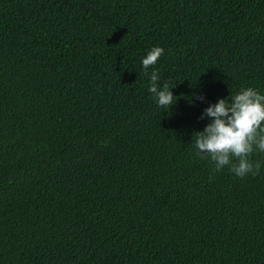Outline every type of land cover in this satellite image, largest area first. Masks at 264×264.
Instances as JSON below:
<instances>
[{"label": "trees", "instance_id": "1", "mask_svg": "<svg viewBox=\"0 0 264 264\" xmlns=\"http://www.w3.org/2000/svg\"><path fill=\"white\" fill-rule=\"evenodd\" d=\"M241 87L264 95V0H0V264H264V164L191 144Z\"/></svg>", "mask_w": 264, "mask_h": 264}, {"label": "clouds", "instance_id": "2", "mask_svg": "<svg viewBox=\"0 0 264 264\" xmlns=\"http://www.w3.org/2000/svg\"><path fill=\"white\" fill-rule=\"evenodd\" d=\"M163 54L162 47H152L142 59V67L150 76L149 93L157 106L168 112L179 97L171 91L176 84L162 81L159 70L155 68ZM150 67L153 70L149 74ZM194 98L204 101L203 96L194 94ZM205 118L209 122L203 130L192 133L191 144L196 155L202 160H210L214 173L227 167L239 178L257 175L264 161L253 160L252 154L264 153V95L252 87H241L234 94L218 98L214 104L204 108L199 119Z\"/></svg>", "mask_w": 264, "mask_h": 264}]
</instances>
